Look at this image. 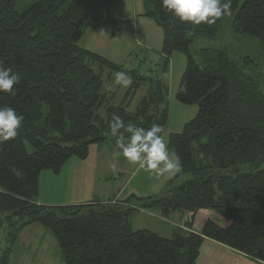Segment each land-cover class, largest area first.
<instances>
[{"label": "trees", "instance_id": "16d2710c", "mask_svg": "<svg viewBox=\"0 0 264 264\" xmlns=\"http://www.w3.org/2000/svg\"><path fill=\"white\" fill-rule=\"evenodd\" d=\"M117 1L0 0V62L20 75L14 93L0 92V106L25 117L19 135L0 144V210L15 226L13 241L38 222L55 235L66 264H198L206 238L264 263V65L242 55L235 40H257L264 61V0H232L231 15L211 25L181 22L160 0H142L143 15L163 29L165 68L172 52L187 55L177 99L199 106L196 117L169 140L181 170L162 194L131 195L124 207L104 201L38 203L43 171L59 173L69 159H86L92 144L115 145L108 127L114 114L125 124H157L162 133L167 126L162 79L150 80L134 111L114 106L93 68L96 61L112 64L79 45L88 29L109 37L121 31L123 20L111 12ZM195 40L217 44L200 48L197 60L190 50ZM137 208L192 213L190 230L171 238L133 230L130 216ZM9 253L0 264H8Z\"/></svg>", "mask_w": 264, "mask_h": 264}, {"label": "rangeland", "instance_id": "374dc122", "mask_svg": "<svg viewBox=\"0 0 264 264\" xmlns=\"http://www.w3.org/2000/svg\"><path fill=\"white\" fill-rule=\"evenodd\" d=\"M35 1L31 0V3ZM117 2L118 6L129 4L130 10L125 8L132 14L131 0ZM23 6L25 1H20L18 4L20 11L23 10ZM141 8L143 7L136 8L138 16L136 19L133 18L135 21L124 13L112 14L123 20V27L115 37L105 35L102 30L88 29L79 41V45L101 55L112 64L107 66L96 61L93 68L102 75V89L114 106H123L129 111H134L141 98L147 93L150 80H163L168 92L169 113L167 126L161 135L169 146L171 135L182 132L184 126L196 117L199 106L198 103L183 104L177 99V91L187 65V55L181 51L172 52L168 57V67L165 68L163 29L154 18L141 16L139 13ZM134 22L136 31L133 29ZM235 40L238 43L237 49L242 55H252L260 67L264 65L262 47L257 40L246 37H238ZM212 44L217 43L195 40L190 46L191 53L199 60L198 50ZM116 71L128 74L131 83L127 87L114 83L113 73ZM144 74L148 79H140ZM136 80H139V84H135ZM111 144L114 145L112 142ZM100 145L101 157L97 156V158H101L98 175L101 186L98 187L100 190L112 188L111 191L106 190L109 195H105L104 199L108 198L107 196H118L124 201L131 195L140 198L160 195L179 173L171 176L168 174L157 176L140 168L138 164L130 163L122 155H114L118 150L108 142ZM28 149L31 150V147ZM111 164L116 165L115 169L110 167ZM178 183L179 180L173 181L172 188ZM104 203L115 207L125 206L124 202L117 200L104 201ZM178 213L189 214L184 210H179ZM7 215L8 212L0 210V258L11 249L8 264H66L60 244L50 229L35 222L22 228L17 240L13 241L15 226H10ZM198 221H202L199 216ZM174 224L175 221L171 217L168 219L159 209L137 208L131 212L130 216V226L133 230L147 229L166 238L173 237ZM160 225L170 229H162ZM197 262L198 264H264L234 249L223 248L210 241L203 242Z\"/></svg>", "mask_w": 264, "mask_h": 264}, {"label": "clouds", "instance_id": "9594fccd", "mask_svg": "<svg viewBox=\"0 0 264 264\" xmlns=\"http://www.w3.org/2000/svg\"><path fill=\"white\" fill-rule=\"evenodd\" d=\"M160 5L181 22L211 25L222 16L231 15L232 0H160ZM113 76L116 85L127 87L131 83L125 72L116 71ZM19 82V73L0 62V92L14 93V86ZM24 120V115L15 108L0 106V144L17 137ZM108 127L111 136L116 138L115 148L118 151L114 155H122L130 163L138 164L140 168L157 176H171L181 170L179 157L161 135V126L154 124L144 128L131 122L125 124L120 116L114 114ZM110 167L115 169L116 165L111 164ZM11 170L18 179L22 177L21 170L15 167Z\"/></svg>", "mask_w": 264, "mask_h": 264}, {"label": "crops", "instance_id": "0c3cea01", "mask_svg": "<svg viewBox=\"0 0 264 264\" xmlns=\"http://www.w3.org/2000/svg\"><path fill=\"white\" fill-rule=\"evenodd\" d=\"M131 2L133 9L132 14L126 11V8L130 10L129 4L118 6V2L112 6V14L114 15V13H124L128 15L130 19H136L138 16L136 8L138 6H142L143 8L140 9L139 13L141 16H143L145 11L143 1L141 2L140 0H131ZM134 19L133 21H135ZM133 29L136 31L135 22ZM106 142L115 147V145H112L110 141L101 143ZM101 143H95L90 146L89 155L86 159H78L75 157L69 159L61 168L59 173H55L51 170L43 171L39 177L38 203L41 205L59 206L89 204L95 201H126L121 200V198H118V196H107L108 198H106V200L104 199V197H106L105 195H109V192H106V190L111 191L112 188L108 187L107 189H99L101 185L99 184L98 175L100 173L101 158L98 159L97 156L101 157ZM162 214L167 216L168 219L171 217L175 221V228L173 230L174 234L179 230H190L188 223L191 221L192 213H189L188 215H181L178 213V211H174L168 213L167 215L163 212ZM185 218L187 220H185ZM160 228L165 230L170 229L165 228L162 225H160ZM205 241H210L214 244L217 243L223 248L228 247L209 238H206Z\"/></svg>", "mask_w": 264, "mask_h": 264}]
</instances>
